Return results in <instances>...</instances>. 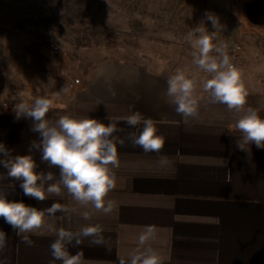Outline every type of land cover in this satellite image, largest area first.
<instances>
[{"label": "crops", "instance_id": "0c3cea01", "mask_svg": "<svg viewBox=\"0 0 264 264\" xmlns=\"http://www.w3.org/2000/svg\"><path fill=\"white\" fill-rule=\"evenodd\" d=\"M240 6L236 17L245 25L241 28L244 45L236 47L231 62L241 71L248 91L245 110L252 107L264 117V44L256 42L264 39V0H244ZM143 68L123 61L102 63L68 107L50 109L46 116L52 122L69 115L108 123V118L115 120L139 111L156 122L158 134L166 141L161 153H145L130 144L119 150L120 165L113 169L116 187L108 196L116 205L111 214L96 212L91 205L80 208L66 190L62 197L43 202L25 196L20 188L22 181L8 178L2 165L0 174L5 179L0 180V187L10 201H23L38 209L56 201L75 207L77 212L70 218L58 212L49 219L57 228L75 231L83 225H100L110 251L90 246L91 237L80 247L69 246L73 254L83 250L85 264L127 260L146 226L156 231V239L146 247L156 249L164 264H264V149L255 143L247 150L237 146L242 134L235 124L243 112L210 102L209 94L202 89L195 93L199 115L185 120L166 95L169 77ZM207 78L204 74L201 84ZM33 124L31 118H17L15 108L0 103V143L12 156L32 155L37 172L51 171L59 178V168L43 162L42 152L32 147L41 139L33 131ZM118 126L135 131L123 122ZM161 155L168 156L167 165L158 163ZM229 178L230 182H225ZM83 211L92 214L91 220L81 218L79 213ZM0 230L8 236L7 248L0 254L4 264H61L50 254L54 236L29 234L34 242L29 247L20 242L2 217Z\"/></svg>", "mask_w": 264, "mask_h": 264}, {"label": "clouds", "instance_id": "9594fccd", "mask_svg": "<svg viewBox=\"0 0 264 264\" xmlns=\"http://www.w3.org/2000/svg\"><path fill=\"white\" fill-rule=\"evenodd\" d=\"M206 17L215 29L219 25L221 30L222 26L214 14L206 13ZM186 39L195 49L193 65L210 77L203 81V90L209 94L210 102L224 104L229 111L243 112L235 124L242 134L237 146L247 150L250 144L255 143L257 148L264 149V117L252 107L245 110L248 91L241 71L231 62L227 45L214 44V33L210 34L204 26L194 28ZM213 52L216 54L213 55ZM197 84L194 77L179 69L167 80L169 103L175 105L176 113L185 120L199 115V100L195 96ZM112 95H116L115 91H112ZM52 103L47 97H37L31 104L22 100L16 104L15 112L17 118L25 116L33 120V131L38 132L41 139L39 143L34 142L32 147L42 152L43 162L59 168V178L51 171L37 172L38 166L32 155L12 156L3 143H0V156L4 158L0 159V165L7 169L8 178L22 181L20 188L25 196L43 202L53 196L62 197L63 190H66L80 208L87 209L91 205L96 212L111 214L116 205L108 196L116 187L113 169L120 165L119 150L130 144L132 148H140L145 153H161L165 138L158 134L156 122L150 117L145 118L139 111L115 120L108 118V123L96 118H74L69 115L59 116L52 122L46 118ZM121 122L135 131H125L118 126ZM158 163L167 165L168 156L161 155ZM3 179L5 176L0 174V180ZM225 182H230V178ZM58 212L69 214L70 218L77 209L58 201L44 209L23 201H10L4 188L0 187V217L12 227L21 243L29 247L33 245L29 234L47 233L54 236L49 250L52 258L61 264H85L83 250L73 254L69 246L80 247L89 237L92 238L90 246L105 247L110 251L100 225H83L75 231L57 228L48 221ZM79 215L86 221L92 218L89 211L80 212ZM155 239L154 227L146 226L138 237L137 247L129 252L127 260L119 258V264H164V258L156 249L146 247ZM7 245L8 236L0 230V254ZM0 264L4 262L0 261Z\"/></svg>", "mask_w": 264, "mask_h": 264}, {"label": "rangeland", "instance_id": "374dc122", "mask_svg": "<svg viewBox=\"0 0 264 264\" xmlns=\"http://www.w3.org/2000/svg\"><path fill=\"white\" fill-rule=\"evenodd\" d=\"M242 1L0 0V103L15 108L47 97L50 109L66 107L102 63L119 61L166 77L182 70L200 92L205 73L193 65L195 49L186 36L206 27L231 59L244 45L245 25L236 17ZM206 13L218 18L221 30Z\"/></svg>", "mask_w": 264, "mask_h": 264}, {"label": "trees", "instance_id": "16d2710c", "mask_svg": "<svg viewBox=\"0 0 264 264\" xmlns=\"http://www.w3.org/2000/svg\"><path fill=\"white\" fill-rule=\"evenodd\" d=\"M99 68V67H98ZM98 71V70H97ZM97 73V72H96ZM95 76V74L91 77V79ZM91 79L86 83L87 85L89 84V82L91 81ZM86 87V86H85Z\"/></svg>", "mask_w": 264, "mask_h": 264}]
</instances>
